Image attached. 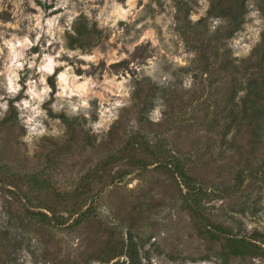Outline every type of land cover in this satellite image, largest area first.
<instances>
[{
    "label": "rangeland",
    "instance_id": "1",
    "mask_svg": "<svg viewBox=\"0 0 264 264\" xmlns=\"http://www.w3.org/2000/svg\"><path fill=\"white\" fill-rule=\"evenodd\" d=\"M209 6L210 0H0V120L7 121L0 130V264H264V129L253 136L241 126L225 136L222 125L201 127L206 136L197 146L209 154L198 170L202 184L194 182L202 186L194 193L197 215L176 174L156 162L137 168L119 161L94 179L82 207L96 196L93 213L79 225L63 211L69 225L56 229L28 217L30 210L47 211L49 187H75L135 133L162 147L196 141L189 126L209 97L193 77L196 52L181 27L185 18L206 17ZM263 6L248 0L241 28L227 40L238 59L261 41ZM80 15L102 30L95 45L69 44ZM222 22L209 17L207 24ZM169 86L187 106L162 97L160 87ZM214 226L225 233L214 236ZM227 237L259 249L231 255Z\"/></svg>",
    "mask_w": 264,
    "mask_h": 264
},
{
    "label": "trees",
    "instance_id": "2",
    "mask_svg": "<svg viewBox=\"0 0 264 264\" xmlns=\"http://www.w3.org/2000/svg\"><path fill=\"white\" fill-rule=\"evenodd\" d=\"M257 2L264 3V0H257ZM262 9L264 10V6ZM247 11L248 0H210L206 17L197 22H191L185 18V23L181 27V34L185 40L193 43L191 46L196 52L194 70L197 71H194L193 77L195 81L201 82L203 87L207 88L209 97L196 117L195 127L189 126L190 130L195 129L196 133L195 136H191L196 140L192 141L191 146L162 147L150 141L149 137L135 133L114 154L100 161L97 169L85 173L75 187L66 190L49 187V208L47 211H28L29 220L35 225L56 229L69 225L66 223L67 219L63 211L66 214L76 215L70 225H79L93 213L92 203L96 196L90 205L82 210L89 198L91 184L96 179L101 181L105 176V169L119 161H128L130 165H135L137 168H145L151 162H156L159 168H165L176 174L186 187H189L183 197L190 211L197 215L198 200L194 198V193L200 191L202 186L194 182L196 179L201 181L202 176L199 175L198 170L207 165L209 154L207 147L199 149L200 147L197 146L198 139L206 136L199 133L201 127L205 131H211L214 128L213 123L222 125V134L225 136L233 129H240L241 126L249 128L253 136L261 134L264 129V31L260 43L246 58L238 59L232 54L231 47L227 44V40L241 28ZM209 17H219L223 22L211 29L207 24ZM101 36L102 30L96 26V23H90L85 16L80 15L73 22V33L69 35V44L81 47L92 46L100 40ZM184 70H191V68H184ZM147 79L149 78H145ZM50 80L53 84V77H50ZM154 87L159 89V86ZM160 89L163 92L162 97L171 101V104L177 102L176 105L183 103L182 107L187 106L188 100L177 88L169 86L160 87ZM13 112L15 107L11 104V113ZM55 116L60 117L65 123H70L63 113ZM6 122L5 119L0 120V130ZM257 139L252 140L259 143ZM197 183L202 184V181ZM221 233H225V229L214 226L212 234L217 236ZM225 239L231 255L259 249L244 237ZM3 264L17 263L11 259Z\"/></svg>",
    "mask_w": 264,
    "mask_h": 264
}]
</instances>
